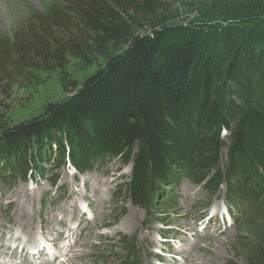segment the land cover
I'll return each instance as SVG.
<instances>
[{"label": "trees", "instance_id": "trees-1", "mask_svg": "<svg viewBox=\"0 0 264 264\" xmlns=\"http://www.w3.org/2000/svg\"><path fill=\"white\" fill-rule=\"evenodd\" d=\"M162 2L60 0L0 40V86L126 46L79 88L64 86L65 101L3 127L0 173L26 180L61 162L84 174L117 159L131 166L122 192L135 206L166 204L164 188L188 180L211 195L225 185L264 218V0H209V17L229 22L189 30L156 16ZM246 264H264V232Z\"/></svg>", "mask_w": 264, "mask_h": 264}, {"label": "rangeland", "instance_id": "rangeland-1", "mask_svg": "<svg viewBox=\"0 0 264 264\" xmlns=\"http://www.w3.org/2000/svg\"><path fill=\"white\" fill-rule=\"evenodd\" d=\"M55 3L60 0H0V40L12 38L29 19L45 15ZM162 8L156 16L175 29L218 28L229 22L209 17V0H163ZM148 30L144 26L136 34ZM125 50L121 45L107 57ZM107 57L92 56L89 66L69 57L61 70L32 71L26 78L3 82L0 132L38 117L48 104L68 99L72 94L63 87L79 88L104 68ZM30 173L26 180L13 179L8 171L0 173V246H7L8 254L15 245L20 251L21 245L35 242L37 248L49 246L57 255L53 262L45 255L50 264H69L64 261L68 258L74 264H246L264 232V218L232 203L225 185L211 195L204 187L181 180L162 191L166 204L159 203L160 196L155 209L145 210L123 198L131 166L117 159L100 160L84 174L61 162H43ZM74 228L79 243L64 252L66 258L59 256L57 235H70ZM38 260L30 264H39ZM20 261L16 255L0 257V264Z\"/></svg>", "mask_w": 264, "mask_h": 264}, {"label": "bare ground", "instance_id": "bare-ground-1", "mask_svg": "<svg viewBox=\"0 0 264 264\" xmlns=\"http://www.w3.org/2000/svg\"><path fill=\"white\" fill-rule=\"evenodd\" d=\"M129 224H130V222H129ZM60 226V225H59ZM77 228H74V229H72V230H70L69 229V231H70V235L69 234H67V235H69V236H65V235H63V234H58L57 235V237H56V239H61V241L59 242V243H57V248L59 249V250H57V254H59V256H62V257H65L66 255H64V252H66L67 250H69L70 251V249H72V247L74 246V244L75 243H77L79 240H80V238L79 237H75V236H73V234H74V232H75V230H76ZM1 231V230H0ZM78 235V234H77ZM32 236V235H31ZM49 236H50V234H49ZM52 234H51V240H52ZM66 238H65V237ZM30 237V236H29ZM46 237V236H45ZM48 237V236H47ZM70 237H72L73 239H71ZM70 238V239H69ZM29 240H33L31 237L29 238ZM37 240V239H36ZM49 241H50V239H48ZM73 240V241H72ZM70 241H71V243H70ZM67 243H69V245H67ZM79 243V242H78ZM37 245H39V243H38V241H37V243H36ZM53 244V243H52ZM51 244V245H52ZM76 245V244H75ZM16 246V245H15ZM12 247L11 248V252H10V254H8V253H6V251L9 249L7 246H0V257L2 258V257H4L5 255H10V258H12V256H14V255H16V256H18V258H20V260H22V261H20V264L21 263H23V264H30V261L32 260V258H33V260H38L40 263L39 264H50V263H48V261H46V259H44V258H46L45 257V255L47 254V255H49V257H47V260H49V261H54L55 259H54V257H55V255H54V253H53V251L49 248V246H45V247H42V248H37L36 247V245H35V242H34V244L33 245H28L27 244V247H22V250L21 251H19L18 249H16V247ZM56 247V246H55ZM192 247V246H191ZM195 248V250H197V249H199V247L198 246H196V247H194ZM64 250V251H63ZM63 252V253H62ZM14 253V254H13ZM190 255V254H189ZM57 256V255H56ZM29 257L31 258V260H29ZM66 258V257H65ZM213 259V258H212ZM32 260V261H33ZM215 260H217V258L215 259ZM64 261L66 262V263H69V264H74V262H73V260H70L69 258L66 260V259H64ZM191 264H194L193 262H191ZM214 264V263H213Z\"/></svg>", "mask_w": 264, "mask_h": 264}]
</instances>
